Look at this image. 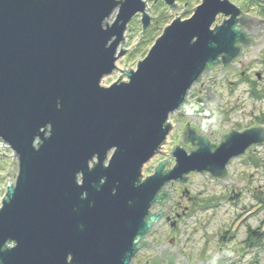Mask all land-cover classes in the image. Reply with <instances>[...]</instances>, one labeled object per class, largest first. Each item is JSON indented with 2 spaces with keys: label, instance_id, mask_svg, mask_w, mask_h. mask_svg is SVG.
<instances>
[{
  "label": "water",
  "instance_id": "1",
  "mask_svg": "<svg viewBox=\"0 0 264 264\" xmlns=\"http://www.w3.org/2000/svg\"><path fill=\"white\" fill-rule=\"evenodd\" d=\"M145 7L142 0H0V142L18 161L0 207V264H130L162 216L150 208L167 198V184L195 172L246 185L226 167L264 144V126L230 129L216 148L185 127L195 151L175 144L169 171L162 161L143 180L142 169L171 133L170 115L197 111L186 97L202 74L238 55L237 67L257 58L264 45L243 60L235 43L247 42L236 23L252 33L264 19L237 18L240 9L228 0H202L163 30L135 70L121 71L126 82L117 83L121 75L101 86L126 53L118 48L128 22L141 15L142 33L149 25ZM220 15L228 18L211 29ZM220 70L213 78L228 73ZM222 252L230 261L240 256Z\"/></svg>",
  "mask_w": 264,
  "mask_h": 264
},
{
  "label": "rangeland",
  "instance_id": "2",
  "mask_svg": "<svg viewBox=\"0 0 264 264\" xmlns=\"http://www.w3.org/2000/svg\"><path fill=\"white\" fill-rule=\"evenodd\" d=\"M142 1L146 3L145 13L152 17V23L142 33L140 15H135L128 22L123 34L124 43L121 46V42L118 48L126 50V53L116 61L117 69L111 75L102 78L101 86L109 87L121 75L117 83L126 82L127 78L121 71L135 70L137 63L146 56L163 30L178 17L180 20L188 19L193 14V9L202 0H178L176 3L178 8L174 9L168 7L163 0ZM228 1L238 7L240 12L243 11L258 20L264 19V0ZM116 15L117 10L110 15L106 23L112 24ZM223 19L222 15L218 16L211 29L215 24L221 25ZM140 33L142 36L139 38ZM136 39L138 40L134 44ZM249 54L251 51L244 55L243 60L247 61ZM252 57L254 59L243 67L232 69L233 71L225 73L221 79L213 78L214 74L216 76L220 74L221 70H216L217 67L211 70L213 74L211 71L207 74L213 78L210 81L211 84L213 83V87L210 84L212 87L210 91L219 97L215 110L225 114L221 127L227 132L230 129H237L236 131L239 132L254 125H264V46L256 54L257 58L253 54ZM237 58L241 60L239 55ZM258 73L261 75L259 79L256 77ZM201 89L198 85H193L187 94L188 99L200 94ZM181 115L180 112H175L169 117V123L172 129L174 128V132L175 125L178 126L184 121ZM174 140L176 135L171 132L159 150L160 153L143 167V180L153 174L160 159H169ZM37 143L38 140L35 146ZM244 157L245 159L243 157L231 159L226 167L227 174L232 179L241 178L239 183L242 179L244 180L243 185L246 184L244 187L237 189L232 184L224 186L222 181L214 179L208 173H190V185L187 188L190 200L182 197L180 187L170 185L166 188L175 204L180 203L182 211L186 208V214L182 216L178 224L177 242L180 246V259L183 253L187 254L191 260L186 262L193 264L201 257L209 259L214 257L218 247H221L223 251H231V253H234L236 249L235 254L240 255L237 259L228 260L229 264H264V234L261 233V231L264 232V144L251 146ZM169 165L173 167V158ZM7 173L9 179H7ZM17 173L16 156L0 142V207L6 186L14 185ZM157 223V230L169 232L170 228L162 221L159 220ZM257 232L261 233L258 237L254 235ZM148 239L154 242L157 240L154 236H149ZM221 240H225L223 244L220 243ZM152 253L132 260L131 264H145V260Z\"/></svg>",
  "mask_w": 264,
  "mask_h": 264
},
{
  "label": "flooded vegetation",
  "instance_id": "3",
  "mask_svg": "<svg viewBox=\"0 0 264 264\" xmlns=\"http://www.w3.org/2000/svg\"><path fill=\"white\" fill-rule=\"evenodd\" d=\"M178 0L175 1V5ZM237 18H246L247 20L252 19L250 15L247 13L241 11V13L237 16ZM263 18V17H262ZM224 19H226L224 17ZM254 19V18H253ZM140 23H141V15H140ZM152 23V17L150 19L149 25ZM236 26L240 27V32L244 33L246 44H243L241 42H236L235 46L239 48V53L243 55L248 54L249 51L253 50L254 48H259L264 45V24L258 30L254 28H250L252 33H247L246 30L243 29L240 22L236 23ZM142 27V25H141ZM221 61V58L219 59ZM238 62H241L239 58L233 61L231 64L227 66H223L218 64L216 70H220L223 68V70L231 71L234 67H237ZM215 67H211L205 72L198 82H196L194 85H198L199 88L201 87L202 91L200 94H196L193 98L186 99V103L189 105H192V107L197 108V111H193L192 114L186 115L184 112H180L182 114L183 122L180 123L175 129V132L172 129V134L176 135V140L173 142V148L175 144H177L180 148L184 149L186 153H191L192 151H195L197 149V142L194 141L193 143H185V138H188V136L185 137V135L182 133L183 129L187 127L188 130H192L194 133V136L201 137L205 141L209 143L212 147H218L224 140V137L230 132H227L222 129V123L225 120V114L218 113L216 110L214 111L210 107V102L214 100L215 94L212 95L210 91V78L208 75H206L208 72L213 70ZM222 67V68H221ZM233 71V70H232ZM213 74V71H211ZM230 73V72H229ZM215 75V74H214ZM256 77L259 79L261 77L260 73L256 74ZM213 87V83L211 84ZM212 121V122H211ZM264 126L263 124H258L257 127ZM245 130V129H244ZM244 130H241L239 132H242ZM172 148V150H173ZM172 159L171 153L169 155L168 160L160 159L158 161V165L162 161H166L167 164L164 167V172L169 171L172 168V165L170 164V160ZM174 160V159H173ZM172 163V162H171ZM154 173V172H153ZM195 173V172H194ZM193 174V173H191ZM190 175L188 176V181L184 184H181L179 181H175L173 183L167 184L163 191L164 193H167V198L161 200L160 202H154L151 205L150 208V215H154L157 213H162V216L160 218V221H162L165 225H167L170 230L169 232H164L163 230H157L156 223L153 225V227L150 229V231L142 238L138 240L136 243V253L131 259L132 260L144 255V254H150L145 260V264H190L186 261H190V256L183 253V259H180V246L177 242V238L179 235L178 232V224L179 221H181V218L183 215L186 214V208L185 210H181V205L175 204L173 201V197L170 194V192L166 190V188L170 185L178 186L182 189V197L186 198L187 200H190L189 196V190L187 189L190 185ZM163 192L161 191L155 199H159V196ZM178 232V233H176ZM149 236H154L157 238V240L150 241L148 238ZM225 240H221V244H223ZM223 249L221 247H218L217 254L219 253L220 256L217 257H201L198 262H193V264H225L227 263V255L222 252ZM148 252V253H147ZM130 262V264H131ZM186 262V263H185Z\"/></svg>",
  "mask_w": 264,
  "mask_h": 264
},
{
  "label": "trees",
  "instance_id": "4",
  "mask_svg": "<svg viewBox=\"0 0 264 264\" xmlns=\"http://www.w3.org/2000/svg\"><path fill=\"white\" fill-rule=\"evenodd\" d=\"M252 2H253V0H252ZM261 233L264 234V232H262V231H261ZM261 233H260V234H261ZM252 234H254V233H252ZM260 234H259V232H257V234H254V235H255L256 237H258V236H260Z\"/></svg>",
  "mask_w": 264,
  "mask_h": 264
}]
</instances>
